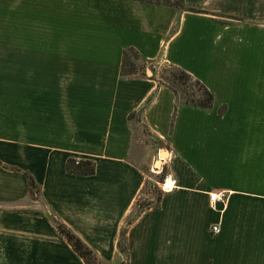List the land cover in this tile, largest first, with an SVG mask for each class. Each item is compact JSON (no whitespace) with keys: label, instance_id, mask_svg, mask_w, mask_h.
Segmentation results:
<instances>
[{"label":"crops","instance_id":"1","mask_svg":"<svg viewBox=\"0 0 264 264\" xmlns=\"http://www.w3.org/2000/svg\"><path fill=\"white\" fill-rule=\"evenodd\" d=\"M185 5L205 13L136 0H0V163L19 170L0 166V264H86L51 219L101 264L123 262L119 230L154 171L132 158L128 116L155 90L135 126L168 145L163 194L128 227V264H264V0ZM128 48L188 72L212 108L179 107L170 132L173 93L152 75L122 79ZM67 159L93 161L95 174L68 175ZM210 193L226 200L213 205Z\"/></svg>","mask_w":264,"mask_h":264},{"label":"trees","instance_id":"2","mask_svg":"<svg viewBox=\"0 0 264 264\" xmlns=\"http://www.w3.org/2000/svg\"><path fill=\"white\" fill-rule=\"evenodd\" d=\"M148 2L158 6L170 7L175 9L176 12L184 13L191 12L196 14H203V12L196 11V9L189 8L185 5V0H136ZM229 19L237 20L241 22L242 20L230 17ZM150 68L152 71L151 79L155 82L156 88L164 87L173 93L175 98V104L172 114V120L170 125V132L172 130V125H174L177 109L181 106H192L203 111H209L212 108L214 98L212 93L198 80L194 79L192 75L188 72L175 67L171 64H163L162 66H154L153 62L144 59L140 56L133 48H128L123 51L122 62L120 63V77L122 79H147L146 69ZM156 90L147 99L146 103L136 112L131 113L128 116V120L132 123L143 124V111L144 108L153 101L156 96ZM225 106L221 107L217 114L219 117L223 116L225 113ZM145 128L144 125H142ZM159 144V142H158ZM168 148V145H166ZM4 169L11 172H19L15 168H7L0 163ZM65 172L68 175L86 177L93 176L95 174V163L93 161L87 160H77V159H67L65 166ZM28 180V190L30 197H39V188L35 184L34 179L25 173ZM165 178V171L163 170L160 174L159 183H163ZM147 184L143 187L140 196L138 197L135 206L130 215L125 219L123 226H121L117 238V251L123 256L124 260L121 264H128V241H127V230L134 221L141 215V213L147 209H155L159 207L162 192L153 189L155 193V200L150 201L145 195ZM36 193V194H34ZM146 196V197H145ZM54 228L59 232V234L67 241L71 250L81 259L84 260L86 264H101L98 255L87 248V245L83 243L79 238L70 233L62 223L57 220L51 219Z\"/></svg>","mask_w":264,"mask_h":264},{"label":"rangeland","instance_id":"3","mask_svg":"<svg viewBox=\"0 0 264 264\" xmlns=\"http://www.w3.org/2000/svg\"><path fill=\"white\" fill-rule=\"evenodd\" d=\"M147 69L150 70V68H147ZM201 77L206 79L205 75L203 74ZM136 124L138 123L134 122V129H133L134 144L132 146L133 148L132 158L134 162L138 164L137 166H139L140 168L150 169L152 167L154 169L153 172L148 170L149 172H148V178H147V187L144 190V192H146L145 195L148 197V199H150V201H154L155 193L153 189L163 193L162 186L164 184V180L162 184L159 183L160 174L164 170V168L161 165L159 167H155L154 165L156 164V162H160V164L163 163L162 160H165L167 155L163 156L161 154V151L167 150V148L166 146H157L156 142L153 141L152 138L149 136V133L145 129L141 128L140 125L135 126ZM158 150H161V151L158 152Z\"/></svg>","mask_w":264,"mask_h":264},{"label":"built area","instance_id":"4","mask_svg":"<svg viewBox=\"0 0 264 264\" xmlns=\"http://www.w3.org/2000/svg\"><path fill=\"white\" fill-rule=\"evenodd\" d=\"M209 198L213 205L216 204L217 202H223L226 200V196L224 193H221V194L210 193ZM217 232H218V227L211 228L212 234H215Z\"/></svg>","mask_w":264,"mask_h":264},{"label":"water","instance_id":"5","mask_svg":"<svg viewBox=\"0 0 264 264\" xmlns=\"http://www.w3.org/2000/svg\"><path fill=\"white\" fill-rule=\"evenodd\" d=\"M146 75L151 76V75H152V72H151L150 70H147V71H146ZM161 154H162L163 156H166V155H167V150H163V151H161ZM156 165H160V162H156Z\"/></svg>","mask_w":264,"mask_h":264},{"label":"bare ground","instance_id":"6","mask_svg":"<svg viewBox=\"0 0 264 264\" xmlns=\"http://www.w3.org/2000/svg\"><path fill=\"white\" fill-rule=\"evenodd\" d=\"M160 165H161V164H160ZM160 165H156V164H155L154 166H155V167H159ZM170 186H172L171 183L167 182V185H166L165 187H166V188H169Z\"/></svg>","mask_w":264,"mask_h":264}]
</instances>
